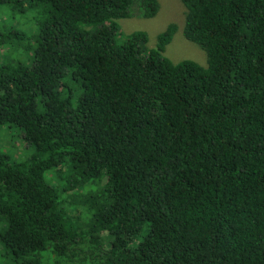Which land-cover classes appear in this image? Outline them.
<instances>
[{"label": "trees", "instance_id": "obj_1", "mask_svg": "<svg viewBox=\"0 0 264 264\" xmlns=\"http://www.w3.org/2000/svg\"><path fill=\"white\" fill-rule=\"evenodd\" d=\"M182 2L206 66L174 22L118 41L159 0H0L33 29L0 20V124L35 147L0 151L10 264H264V0Z\"/></svg>", "mask_w": 264, "mask_h": 264}, {"label": "rangeland", "instance_id": "obj_2", "mask_svg": "<svg viewBox=\"0 0 264 264\" xmlns=\"http://www.w3.org/2000/svg\"><path fill=\"white\" fill-rule=\"evenodd\" d=\"M161 7L154 17H142L135 9L131 16L118 20L122 35L118 41L123 40L124 35L137 30H144L148 33L147 46L155 47L157 36L164 31L167 26L174 22L178 25V31L173 40L166 45L164 54L174 62L184 59H192L206 66L208 56L204 49L197 43L188 40L184 35V25L186 20V7L182 0H159ZM0 20L2 24H12L18 30L32 31L30 16L13 14L10 7L3 5L0 7ZM33 35V33L30 32ZM15 55L14 53H10ZM35 150L33 144L27 142L21 128L12 124H0V151L7 153L15 160H25L30 157ZM0 264H10L5 249L0 244Z\"/></svg>", "mask_w": 264, "mask_h": 264}]
</instances>
